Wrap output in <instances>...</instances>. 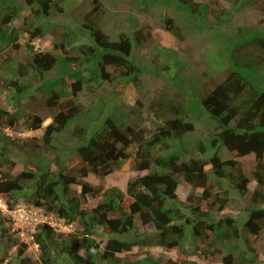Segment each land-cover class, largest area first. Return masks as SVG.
Returning <instances> with one entry per match:
<instances>
[{
    "label": "trees",
    "instance_id": "1",
    "mask_svg": "<svg viewBox=\"0 0 264 264\" xmlns=\"http://www.w3.org/2000/svg\"><path fill=\"white\" fill-rule=\"evenodd\" d=\"M227 2L229 10L219 15L208 3L192 0L132 2L140 12L155 6L165 30L179 41L188 30L209 28L212 50L198 73L188 67L186 52L158 51L150 64L134 57L133 50L148 42L145 23L126 15L111 31L104 19L112 16L102 0L80 1L78 30L85 42L74 45L75 30L52 27L51 50L31 53L33 38L50 31V12L62 11L59 2L27 0L23 7L0 0V95L12 97L9 106L0 105V197L9 211L22 202L74 228L58 238L55 228L39 225L33 232L37 259L24 257V244L13 240L17 252L4 247L0 264H15L12 258L17 264H264L255 246L242 248L250 238L264 237V30L220 32L221 15L253 0ZM24 8L37 25L21 42L12 23ZM257 8L264 16V0ZM144 73L164 82L144 104L117 111L116 89L98 92L103 85L139 87ZM198 120L203 130L196 129ZM23 131L40 135L21 137ZM222 150L239 158L252 154L248 174L237 159L224 160ZM128 160L149 172L129 179L124 191L83 180L88 174L103 180ZM18 163L22 169L14 173ZM251 181L246 220L240 224L221 215L230 190L243 198ZM181 182L187 185L183 197ZM72 185L81 188L76 197H70ZM88 198L96 204L86 205ZM12 220L0 212V239ZM99 231L107 238L103 247L95 239ZM134 247L175 251V258L129 259Z\"/></svg>",
    "mask_w": 264,
    "mask_h": 264
},
{
    "label": "rangeland",
    "instance_id": "2",
    "mask_svg": "<svg viewBox=\"0 0 264 264\" xmlns=\"http://www.w3.org/2000/svg\"><path fill=\"white\" fill-rule=\"evenodd\" d=\"M20 3V5H23L25 7V2L27 0H16ZM56 1V0H54ZM59 2V5L61 6L62 11L56 12L55 10H52L50 12V16L48 18L49 20V29L50 31L44 35L43 37H36L32 40L33 49L31 50V53L35 52H49L51 50V42L53 40L52 37V27L55 28L57 26L71 30H75V32L78 35L77 43L79 44L81 42L86 41V37L84 35H81L79 33L78 27L81 26L82 20V14L84 13L83 7L80 5L81 0H64L62 2L61 0H57ZM105 5L108 7V13L107 16H112L111 18L104 19L105 22L108 25V28L111 31H117V23H120L126 15H130L133 17V19H136L139 21V24L142 22L145 23L144 31L149 32L148 42L142 46L141 50H133L134 51V57H139L143 59L144 63L150 64L153 59V54L158 51H168V50H177L180 52H186L188 54V58L184 56L185 61L188 62V67L198 73L202 72V69H205L203 66V61L207 60L206 53L212 50L211 43L213 42L214 38L209 30V28H200L199 31L197 30H188L185 34V39H182V41H179L174 36L171 35L167 30H165L163 23H161V15L159 14V10L154 6H150L149 10L147 12H140L138 9H136V5H132V2L140 1V0H102ZM145 1V0H141ZM196 3H208L212 9H217L215 12L219 15L221 9L227 8L228 10L230 8V4L227 2V0H192ZM257 1V2H255ZM260 0H253L252 3L246 4L243 6V8L234 9L229 16H220V23L217 27H219V31L222 33H234L237 31L238 28L243 27H255L258 30H264V16L261 15L257 8V4ZM148 2V0H147ZM151 4V1L149 2ZM59 6V7H60ZM140 8H144L145 5H140ZM238 7V5H237ZM167 16L171 17L173 16L172 9L168 8L166 10ZM211 19V18H210ZM34 21L33 14L29 12L28 8H24V11L20 18H18L14 23H12V26L15 27L16 30L20 31L21 36V42L28 39L29 36H32L34 29L36 28V25L32 24ZM114 37V36H112ZM3 57L5 55L2 54ZM264 72V70H263ZM141 78V85L139 87L134 86L133 84H118L116 86L112 85H103L101 89L98 90L100 92L101 90H113L116 89L117 99H114L113 106L117 109V111H120L122 109H125L127 106H133L136 101H141L143 104L146 103L145 98L150 97L152 95H155L158 93L162 86V81H159L157 78H153L149 76L147 73H144ZM219 77V74H215L213 78ZM12 97L10 93H3L0 95V105L3 107H7L12 103ZM26 98H24V101ZM81 101L83 103H88L87 95L84 94L82 96ZM113 109V108H112ZM140 111V110H139ZM141 112V111H140ZM199 121V122H198ZM195 123V127L198 131L203 128L204 121L198 120ZM50 122L49 119L45 120L44 126ZM203 130V129H202ZM5 132H7L10 135H14L16 133L9 131L8 129H4ZM17 135V134H16ZM40 135V131H23L21 133V137H32V136H38ZM197 137V134L194 135L193 138ZM221 155L224 160L226 159H237L241 162L242 166L244 167L245 173L248 174L249 169L254 165V156L252 154L244 156L242 158H239L236 156L235 153H228L225 150L221 151ZM203 158V156H200ZM204 158H208V155H206ZM49 159H51V156H49ZM72 163H76V159H71ZM209 168V167H207ZM22 169L21 163H18L14 166V173L20 172ZM149 171H138L134 167V163L132 160H128L125 162L122 167L118 170H114L111 174H108L103 180H99L95 175L88 174L86 178H84V181H87L88 183L97 186L101 184L103 186V189H109L111 187H117L118 189L124 191L126 182L131 179L135 178L137 176H142ZM255 182L251 181L248 185L249 188V194L241 198L238 196V194L230 190L229 195L231 197L230 202L228 203L227 207L221 212V215H227L231 216L232 218H235L240 224L243 223L247 218V212H246V206L248 202V198L250 195V192L254 189ZM225 188H228V186L225 184ZM71 194L70 197H76L80 193V186L72 185L71 186ZM187 189V185L183 182H181L179 186V193L183 197ZM251 190V191H250ZM3 201L6 203L5 199ZM86 205L88 206H94L96 204V200H92L91 198H88L86 200ZM202 207H205V204L202 205ZM27 209V205L25 203L19 202L16 209H13V211H16L18 209ZM5 215H8L13 219L12 226L6 227L7 234L3 239H0V256L3 255L4 247H9L8 253L17 252V245L24 244V257L30 258L33 260H36L39 251L37 248V245L34 242L33 238V232H36L37 230L32 231H26L27 225L23 222L17 223L18 215L13 214L10 215L8 213H4ZM15 215V216H14ZM47 216H52V228L56 229V235L58 238H61L65 236L67 233H71L74 229L72 226L66 225L65 222L62 219H58L53 214H46ZM39 227V226H38ZM135 228L137 229L136 233H141L142 229L138 224H135ZM33 229V228H32ZM21 233H24L23 236H21ZM8 235L11 237L9 238ZM135 234H132L134 236ZM95 239L98 243H100V246L103 247L105 242L107 241L106 235H103L102 231H99L98 234L95 236ZM16 240L18 243L15 245L12 241ZM15 245V246H14ZM255 246L261 255V259L264 256V237L259 238H250L248 243L242 244V248L244 250L245 246ZM192 251L191 248L188 249V252L190 253ZM129 259H135L136 257L144 258L146 256H151L152 258H161L162 261H166L168 258H175V251L167 252L162 248H156V247H147V248H141V247H134L133 250L127 254ZM194 259V257H191ZM12 261L17 264L18 260L12 258ZM65 261L60 260V264L64 263Z\"/></svg>",
    "mask_w": 264,
    "mask_h": 264
},
{
    "label": "built area",
    "instance_id": "3",
    "mask_svg": "<svg viewBox=\"0 0 264 264\" xmlns=\"http://www.w3.org/2000/svg\"><path fill=\"white\" fill-rule=\"evenodd\" d=\"M0 210L2 212H8L6 205L3 204L1 200H0ZM9 213L11 215H13V214L18 215L19 218H17V223L23 222L24 224H26L28 227V228H26V231L34 230V228L39 224L52 225L51 221H52L53 217L52 216H45L39 210L38 211L26 210L25 208H23V209H18L16 211H11ZM23 235H24V233H21V236H23Z\"/></svg>",
    "mask_w": 264,
    "mask_h": 264
},
{
    "label": "clouds",
    "instance_id": "4",
    "mask_svg": "<svg viewBox=\"0 0 264 264\" xmlns=\"http://www.w3.org/2000/svg\"><path fill=\"white\" fill-rule=\"evenodd\" d=\"M0 200L2 201V203L3 204H5L6 205V207H7V211L8 212H4V213H8V214H10L9 212H11V211H9L10 209H8V206H7V204L3 201V199L0 197ZM26 210H35V211H40L42 214H44L40 209H36V208H30V207H28ZM13 211V210H12ZM0 212H2L1 210H0ZM3 213V212H2ZM11 215V214H10ZM45 216H47L46 214H44ZM39 225H48V224H39ZM39 225H37V226H39ZM36 226V227H37ZM48 226H50V227H53L52 225H48Z\"/></svg>",
    "mask_w": 264,
    "mask_h": 264
}]
</instances>
